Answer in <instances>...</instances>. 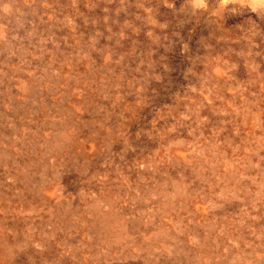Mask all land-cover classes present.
Returning <instances> with one entry per match:
<instances>
[{"label":"rangeland","instance_id":"1","mask_svg":"<svg viewBox=\"0 0 264 264\" xmlns=\"http://www.w3.org/2000/svg\"><path fill=\"white\" fill-rule=\"evenodd\" d=\"M0 264H264V0H0Z\"/></svg>","mask_w":264,"mask_h":264},{"label":"clouds","instance_id":"2","mask_svg":"<svg viewBox=\"0 0 264 264\" xmlns=\"http://www.w3.org/2000/svg\"><path fill=\"white\" fill-rule=\"evenodd\" d=\"M201 2H202V0H201Z\"/></svg>","mask_w":264,"mask_h":264}]
</instances>
